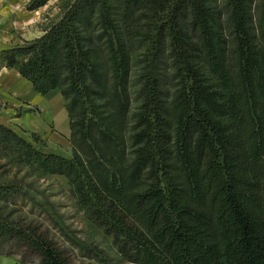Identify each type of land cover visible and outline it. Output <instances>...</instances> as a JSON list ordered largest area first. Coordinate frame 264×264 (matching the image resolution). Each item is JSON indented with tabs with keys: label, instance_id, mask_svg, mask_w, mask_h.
Returning <instances> with one entry per match:
<instances>
[{
	"label": "trees",
	"instance_id": "1",
	"mask_svg": "<svg viewBox=\"0 0 264 264\" xmlns=\"http://www.w3.org/2000/svg\"><path fill=\"white\" fill-rule=\"evenodd\" d=\"M217 3L72 0L3 59L39 94L60 90L73 156L0 124V161L65 178L138 264H264V9L255 22L252 0H223L224 16ZM0 233L73 264L39 225Z\"/></svg>",
	"mask_w": 264,
	"mask_h": 264
},
{
	"label": "rangeland",
	"instance_id": "2",
	"mask_svg": "<svg viewBox=\"0 0 264 264\" xmlns=\"http://www.w3.org/2000/svg\"><path fill=\"white\" fill-rule=\"evenodd\" d=\"M39 1L32 0V3ZM70 2L72 0H50L51 5L49 6L47 2L48 8L44 14H61L59 20L63 8ZM217 5L220 6V14L224 16L226 10L223 9V0H218ZM263 9L264 0H252L255 22L260 19ZM135 80L134 76L132 82L134 83ZM137 90L138 87L134 83L133 100H135ZM136 106L138 104L134 103V107ZM1 112L0 124L3 122L10 125L6 127L33 144L41 152L56 154L67 159L72 158L73 149L70 138H66L57 130H52L40 133V140L33 139L34 134L22 123V117L15 118L14 114ZM2 184H5V188L10 187L7 184L12 185L15 191L0 192L1 223L7 222L20 226L30 223L39 225L57 248L68 255L73 264H138L135 258L122 255L115 239L108 236L93 222L89 212L79 207L65 178L39 177L30 173L28 168H22L3 160L0 161V186H3ZM18 190L21 193L19 197H15ZM0 259H11L16 264H39L40 260L35 253L29 250L24 241L12 239L1 233Z\"/></svg>",
	"mask_w": 264,
	"mask_h": 264
},
{
	"label": "crops",
	"instance_id": "3",
	"mask_svg": "<svg viewBox=\"0 0 264 264\" xmlns=\"http://www.w3.org/2000/svg\"><path fill=\"white\" fill-rule=\"evenodd\" d=\"M31 3L32 0H0V113L22 117V123L33 134L57 130L71 139L69 113L60 90L41 95L20 74L19 66L7 68L3 62L6 52L43 37L61 15L44 14L51 3L30 10ZM0 264L16 262L0 259Z\"/></svg>",
	"mask_w": 264,
	"mask_h": 264
}]
</instances>
